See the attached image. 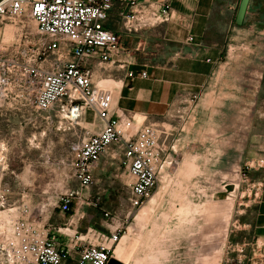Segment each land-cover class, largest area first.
Listing matches in <instances>:
<instances>
[{"label": "rangeland", "instance_id": "374dc122", "mask_svg": "<svg viewBox=\"0 0 264 264\" xmlns=\"http://www.w3.org/2000/svg\"><path fill=\"white\" fill-rule=\"evenodd\" d=\"M261 1L254 0L248 9L245 27L250 28V33L236 40L243 59L239 63L248 67L233 71L227 78V94L201 100L199 92H181L170 102L165 115L149 118L157 123L165 122L163 126L168 134L161 139L163 163L153 195L155 201L145 204L150 210L142 219L136 216L144 206L134 219L122 225V234L128 225L127 232L133 238L129 252L131 249L138 256L161 252L163 246L158 242L167 232L163 226L177 216L176 206L190 211L206 207L198 213H179L187 225L180 229V237L195 242L201 237L216 239L237 219L250 221L254 217L255 202L264 190V77L260 86L252 80L253 77L256 80V70L252 67L259 55V48L254 49V45H261L264 59V35L259 34L264 30V19L257 20L258 14H264ZM23 20L25 27L19 20L0 22V53L11 52L17 45L26 43V31L31 33L27 37L39 38L35 23L27 18ZM133 56L136 69L148 71L150 65L157 63L172 65V61L158 59L163 53L157 45L149 50L139 46L133 50ZM125 72L113 68L96 74L99 85L113 86L112 109L121 80L125 79L123 84L129 82ZM132 115L142 122L141 115ZM96 126V117L87 108L77 122H69L54 112L35 111L18 102L0 104V240L8 216L61 228L84 220L80 217L81 209L75 213L74 203L64 211L60 199L79 184L72 166V146L94 132ZM120 180L110 169L97 184L94 177L90 186L96 192L107 189L113 213L121 207L129 210L126 189ZM242 211L244 214L240 215ZM121 257L127 261L125 256ZM141 263L144 261H138Z\"/></svg>", "mask_w": 264, "mask_h": 264}, {"label": "built area", "instance_id": "2783aa9c", "mask_svg": "<svg viewBox=\"0 0 264 264\" xmlns=\"http://www.w3.org/2000/svg\"><path fill=\"white\" fill-rule=\"evenodd\" d=\"M127 10L120 14L119 30L105 27L115 0H0V22L23 18L33 21L38 39L29 38L11 52L0 53V104L18 102L39 112H54L77 122L87 108L97 120L96 130L72 146L74 175L81 187L94 183L93 170L104 157L117 161L128 179L127 220L152 197L160 181L166 130L137 122L134 115H118L111 102L112 88L97 83L100 72L125 70L129 81L146 78V69H131L135 62L122 42V33H139L169 20L168 0H119ZM194 41L193 36L187 42ZM195 97V96H194ZM78 192L67 191L60 199L69 210ZM98 205V202L96 203ZM104 216L114 214L104 211ZM0 240V264H107L112 246L123 226L109 235L92 230L86 238L76 235L62 243L56 232L41 221L11 218ZM68 225L64 226L67 230Z\"/></svg>", "mask_w": 264, "mask_h": 264}, {"label": "crops", "instance_id": "0c3cea01", "mask_svg": "<svg viewBox=\"0 0 264 264\" xmlns=\"http://www.w3.org/2000/svg\"><path fill=\"white\" fill-rule=\"evenodd\" d=\"M253 1L250 0L248 4L243 23L237 25L235 18L240 0H168L171 12L168 21L139 33H122V42L127 47L131 58L135 60L130 68L136 69L133 50H137L139 46L149 50L151 46L157 45L163 53V56H159L158 59L172 61V65L171 67L158 63L150 65L146 78H136L126 84H123L125 79L121 80L122 85H118L117 95L114 96L113 111L118 115H141L144 124H155L164 128L168 134L163 126L165 122L157 123L149 118L165 115L167 107L178 93L199 92L201 100L210 96L218 98L226 95L225 87H229L226 84L227 78H230L233 71L237 72L248 67L243 62L239 65V59L242 57L237 51L240 46L236 40L238 36L250 33V28L245 27V23L248 9ZM260 3L264 6V0ZM126 10L125 3L115 0L110 17L104 23L105 27L120 31V14ZM261 19H264V14H258L257 20ZM259 34L264 35V30L259 31ZM188 36H193L194 41L187 42ZM257 47L259 55L256 56L257 61L252 67L254 71L256 70V80L254 77L252 80L260 86L264 77V59L260 54L261 45H254V49ZM145 66L142 65V67ZM140 69L144 68L136 70ZM106 84L108 83L103 85ZM236 90L239 91L238 88ZM162 146L164 148L163 142ZM110 169H113L117 177L121 179V184L126 189V200L130 209L128 179L117 161L109 157L100 160L93 170L96 184L106 177ZM74 190L78 192L76 202H73L77 206L75 213L81 209L80 217L84 220L76 224L67 223V230L60 227L61 232L69 234L67 236L57 233L62 243H69L76 235L86 238L92 230L109 235L115 225L129 222L126 216L128 210L124 211L121 207L112 212L114 207L112 201L107 198V189L96 192L90 186L81 187L78 184ZM259 195V200L255 202L254 217L250 221L237 219L232 227H226L224 233L216 239L201 237L197 242L192 238L182 240L180 229L187 228V225L185 221H182L185 217H180L179 213L182 211L198 213L204 211L206 207L195 206L194 209L197 210L190 211L185 207L181 210V207L176 206L177 216L174 215L171 223L168 224V221L163 226L167 232L158 242L160 246H163L161 252L158 251L153 255L142 253L141 256L131 249L129 252L128 246L133 244V238L129 237L130 234L127 232L128 225L117 243L112 245L111 242H107L106 245L112 246L113 257L123 264H138V261H144L141 264H264V190ZM97 202L98 205H96ZM149 202L150 200L147 203ZM104 211L114 214V217H105ZM172 212L174 213L175 210L172 209ZM243 214L244 211L240 212V215ZM134 218L135 216L132 219ZM142 218L143 216L140 219ZM42 225L56 232L57 225L45 223ZM121 255L125 256L127 261L120 259Z\"/></svg>", "mask_w": 264, "mask_h": 264}, {"label": "water", "instance_id": "95a60500", "mask_svg": "<svg viewBox=\"0 0 264 264\" xmlns=\"http://www.w3.org/2000/svg\"><path fill=\"white\" fill-rule=\"evenodd\" d=\"M249 2L250 0H240L235 18V23L237 25H241L243 23ZM107 264H123V263L118 259H116L115 257H110Z\"/></svg>", "mask_w": 264, "mask_h": 264}, {"label": "bare ground", "instance_id": "6f19581e", "mask_svg": "<svg viewBox=\"0 0 264 264\" xmlns=\"http://www.w3.org/2000/svg\"><path fill=\"white\" fill-rule=\"evenodd\" d=\"M163 189V188H162ZM161 189V190H162ZM157 194V193H156ZM156 198H157V196H156ZM155 201V197H152L151 199H150V202L149 203H153ZM230 206V205H229ZM150 207H146V206H144L143 208H142V210L139 212V214L136 216L137 218H138V220L142 217V216H144V215H146V213L147 212H149V209ZM180 215V214H179Z\"/></svg>", "mask_w": 264, "mask_h": 264}]
</instances>
